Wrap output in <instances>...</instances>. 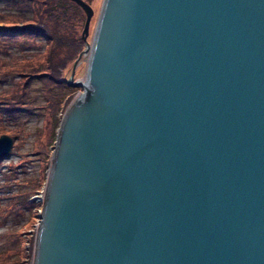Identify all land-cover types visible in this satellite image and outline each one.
Returning <instances> with one entry per match:
<instances>
[{
	"label": "water",
	"instance_id": "95a60500",
	"mask_svg": "<svg viewBox=\"0 0 264 264\" xmlns=\"http://www.w3.org/2000/svg\"><path fill=\"white\" fill-rule=\"evenodd\" d=\"M91 44L32 264H264V0H102Z\"/></svg>",
	"mask_w": 264,
	"mask_h": 264
},
{
	"label": "rangeland",
	"instance_id": "374dc122",
	"mask_svg": "<svg viewBox=\"0 0 264 264\" xmlns=\"http://www.w3.org/2000/svg\"><path fill=\"white\" fill-rule=\"evenodd\" d=\"M83 1L93 10V17L86 38L89 45L102 0ZM4 5V1L0 0V13L8 11L4 9ZM78 11L80 18L74 20L69 32L73 36V31H75V36L80 39L85 15L80 8ZM0 28H2L1 23ZM85 46L81 39L79 50L72 60L66 62L63 67L57 68V80L60 83L70 84L69 77L72 66L80 54L82 56L75 67L73 79L79 81L84 78L87 70V63L84 58ZM23 51L24 53L16 47L13 49L12 58H14L15 65L10 66V68L27 67L35 62L40 53H45L43 47L33 46L27 47ZM45 59L46 55H42V58L36 62L43 63ZM12 77L14 82L10 84ZM18 79L19 77L13 72L2 83L0 82V136H8L13 141L10 154L0 159V207L5 210V215L10 213V216H12L9 217L4 226L0 225V249L1 245L4 244L3 234H6L7 230L11 228L13 231L18 232L21 239V252L16 255V259L20 260L21 264H32L36 227L41 209L40 200L43 197L56 133L67 106L83 89L73 87L70 99L68 101L64 100L56 110L54 107L48 106L47 95L42 92L44 89L42 82L37 79L30 81L26 97L19 98L17 95L20 86L15 85ZM5 93L6 97L4 96ZM11 108L16 111L11 110ZM54 118L57 119L56 127L53 122ZM33 187L36 190L34 192ZM31 204L34 205L33 208ZM9 205H14L15 209L7 210L6 208ZM1 261L0 258V263Z\"/></svg>",
	"mask_w": 264,
	"mask_h": 264
},
{
	"label": "trees",
	"instance_id": "16d2710c",
	"mask_svg": "<svg viewBox=\"0 0 264 264\" xmlns=\"http://www.w3.org/2000/svg\"><path fill=\"white\" fill-rule=\"evenodd\" d=\"M4 1V11L0 13V82L8 75L15 72L19 77L15 85L20 86L19 98L26 97L28 85L31 80L37 79L42 82V90L45 93L48 106L56 110L63 101L70 99L73 87L60 83L57 80V68L63 67L66 62L71 61L75 53L79 50L81 38L70 35L69 29L74 20H79V7L69 0H1ZM20 25V26H19ZM37 43V44H36ZM39 47L45 50L40 53L34 63L27 67H11L15 65L12 58V51L16 47L24 49L27 47ZM12 50V51H11ZM46 55L43 63L36 62ZM14 82L12 77L11 83ZM6 97V93L4 94ZM65 101V102H66ZM10 102V101H9ZM5 105L7 103H4ZM14 110V108H11ZM16 117V116H15ZM57 125V119H53ZM22 167V166H21ZM43 171V170H42ZM36 191L33 187V192ZM34 205L31 204L33 208ZM7 210H14V205H9ZM5 210L0 207V225L4 226L9 217L5 215ZM20 234V233H19ZM4 244L0 249V264H21L16 259L20 254L21 239L17 231L11 228L3 234Z\"/></svg>",
	"mask_w": 264,
	"mask_h": 264
},
{
	"label": "bare ground",
	"instance_id": "6f19581e",
	"mask_svg": "<svg viewBox=\"0 0 264 264\" xmlns=\"http://www.w3.org/2000/svg\"><path fill=\"white\" fill-rule=\"evenodd\" d=\"M91 49H92V44L90 42V44L88 45V48H87V50L85 52V57H84L87 64L89 63V56H90V53H91ZM87 75H88V70H86L84 78L79 80L80 85L83 88L86 87ZM82 94H83V92H80V94L77 96V99L75 101L80 100L82 98ZM42 200H43V197L41 198L40 201H42ZM32 263H33V261H32Z\"/></svg>",
	"mask_w": 264,
	"mask_h": 264
}]
</instances>
